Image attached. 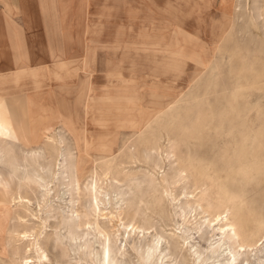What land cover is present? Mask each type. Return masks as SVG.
<instances>
[{"label": "rangeland", "instance_id": "obj_1", "mask_svg": "<svg viewBox=\"0 0 264 264\" xmlns=\"http://www.w3.org/2000/svg\"><path fill=\"white\" fill-rule=\"evenodd\" d=\"M191 1H210L211 3L209 7L201 6L193 9V12L206 20L204 23L205 37L198 40L195 36L181 35L178 41L183 50L182 54L189 57V59H183L185 63L183 66L184 72L160 75V79H157L156 82H168L170 85L168 88L158 89L154 92L149 89V85L153 82L151 78L145 77V79H142L145 87L139 92L142 100L139 107L151 108L153 110L151 118L147 123L141 125L138 130H133L128 126L116 128L114 120L109 121V128L107 129V132L114 134L116 139L114 156L110 158L111 161L113 160L112 162L118 165L122 159V162L125 163L123 165L125 170L128 169L136 177L144 175V169L145 171L147 168L151 170L148 167L150 165L143 162L144 158L141 154L143 145L137 144V142L145 144L144 142L148 141L151 131L156 133L165 128L164 130H170L173 134L183 132L189 136L188 139L186 138L187 140L185 139L186 142L180 140L181 142L175 148L176 157L190 164L188 166L189 181L185 187L186 189L168 185L166 193L168 197L162 199L161 206H153L152 208L155 209L156 213L162 211L161 214L154 213L152 215L153 224L145 225L144 233L148 234V237L150 234H154L155 231L157 232L153 239L158 238L159 234L165 237H169L171 234L178 237L180 235L181 237H188L186 243L182 242V239L178 240L176 253H173L164 238L159 240V249L162 250L163 256H165L164 264H198L195 262L196 255L194 251L199 254V250H201L203 251L202 255H209L210 249L218 242L220 236L215 234L213 237L211 229L209 227L205 228L204 225L199 230V223L207 218L212 219L213 214L210 215V210L207 209L208 205H216L220 201L226 202V200L227 209L220 210L221 214L218 219L211 221V223L217 227L218 221L223 217L230 218L232 203L229 202V198L232 197L233 193L237 192L236 194L244 201L243 208L246 214L250 209L257 208L258 213L263 214L262 217H264V30L262 20L256 22L253 20V16H250L248 12L246 13L245 0H240L241 5L244 6L241 12L234 10V5L239 0H226L231 9L229 10L232 11V16L221 11L220 0ZM254 1L249 0L248 8L250 10L257 2H261L264 8V0ZM220 14L225 18L216 19ZM139 16L142 18V14ZM140 18L136 23L132 20L128 22L127 18L120 17L119 19L116 18V21L118 23L119 20V24L126 30L129 25L134 26L135 30ZM109 24H111L110 21H105V25ZM212 27L214 28L212 29ZM130 30L132 31L133 27ZM131 31L130 33L124 31L118 34L116 32L107 33L104 42L97 44V48L94 43L92 48L86 49L88 62L96 60V51L98 55L102 52V57L98 59L101 63L98 65L92 63L79 64L81 59L78 54H75V51L79 53L80 49H73V57L77 58L72 60L69 68L66 66V78L64 80L61 78L62 75H59L63 65L56 66V73L50 71L54 69L51 64L36 65L33 63L23 65L19 67L20 72H12L7 75V78L11 79L8 81L10 86L7 91L0 92V96L2 93H9V98L18 99L21 103L25 99H30V104L27 102L22 104L24 112L27 114L34 113L35 109L41 105L49 104L50 97L55 98L52 102L53 107L57 103V107L61 108L63 104L60 102L62 100H65V103H73L78 97L76 91L78 84L85 85L87 80L92 82L93 85L106 81L105 74H103L104 59L114 50L118 49L117 54L124 48L123 46L127 47L132 43L134 32ZM150 58L149 56L148 59ZM196 62L202 67L197 65ZM39 67L45 69L40 72L42 73L43 83L32 80V78H35L34 69ZM128 67L130 65L125 64L124 77L131 75L127 70ZM176 75L177 77L174 80H169V78ZM76 105L78 108L77 114L85 128L94 131L96 123L85 117L84 105ZM6 112V105L3 100L0 103V136L15 141ZM53 112H55V109ZM35 113L42 115L39 110H36ZM59 124L57 122L55 126L59 127ZM98 127L97 130L100 129ZM60 129L62 130V128ZM66 132H64L65 138L69 141L70 147L69 145L68 147L70 149L74 146L70 142L74 140L71 138L70 133ZM130 133H133V135ZM147 133L148 135H146ZM17 140L20 139L17 138ZM43 142V135L37 136L35 147L40 146V143L45 144ZM14 145L20 146L22 144L16 142ZM26 145L33 146L32 143ZM133 145H138V156L135 155L142 161L130 163L131 160L127 158V156L129 157L127 152L132 149ZM98 156H103V159H98L97 164L90 169V173L84 178L81 184V186L83 185L81 187L82 192L72 197L74 198L72 204L74 206L72 207L79 212L83 224H81L80 229L73 228L74 231L77 229L78 233L83 232L85 237L82 240L71 239L69 228H65L62 223L60 224L62 222L61 213L67 208L63 207V202L54 195L57 188V184L54 182L49 186L53 188L51 190V196L53 197H50L49 202L39 211L44 226L39 227L41 226V224H38L40 220L35 219V222L38 221L39 226L37 225V227L40 228L41 233L37 239L34 255L33 249L24 250V248H29V246L24 247L27 244L26 241L16 242L9 238V230L17 225L13 219V212L9 211L10 214L0 213V264H30V262L32 264H102L103 255L101 254L106 242L105 236L97 231L101 226L105 227L110 235L118 237V240L113 243L122 246L126 244V249L130 254V264H150V262H142V250L134 249L132 243H129L131 239H128L126 231L131 228L130 223L133 224L131 217L128 216L129 210L121 213V215L119 214V217L117 210L122 206V204L117 205L120 199L119 193L106 186L109 183L110 185L122 186L123 189L128 186L129 194L134 195V193H137L135 180L132 184L127 183V181H119L121 176L107 173V168L103 165L106 162L105 156L101 154L95 156L94 154V157ZM108 157L106 156V158ZM167 163L165 161L164 169L168 168ZM5 179L7 180L6 184H1L0 188L9 192L3 193L7 201L10 200V196H18L19 194H27L26 196L30 197V200L34 198L31 187L27 189V186H20L23 182L18 185L17 180L13 177H5ZM95 179L105 184L104 192L109 195L105 196V199L111 198L114 200L112 206L109 204L100 205L101 210L93 209L90 206V201H93V199L85 188ZM8 181H10L9 184ZM221 194L224 195L223 198ZM28 197L27 199H29ZM68 197L71 198L69 194L65 195L66 200L69 199ZM171 198L177 200L173 204L178 203L179 200V202H182L186 198L189 201L183 204L180 210H177L172 207ZM32 203L36 206L35 201H32ZM59 206L62 208H59ZM48 208H51V210L48 211ZM256 215L251 216V218H256ZM19 229H22V227L20 226ZM136 231L138 232L137 236L141 237V229L138 228ZM201 231H203V236L199 235ZM253 235L255 241L260 238L256 247L262 249L264 247V221L261 228L256 223ZM136 241L135 237L133 242ZM191 246L193 247L191 248ZM227 247L224 246L222 250ZM252 254L254 255V253ZM252 254L249 264L253 263L254 260ZM220 259L222 261V258ZM216 262L215 258H211L205 264H219Z\"/></svg>", "mask_w": 264, "mask_h": 264}, {"label": "bare ground", "instance_id": "obj_2", "mask_svg": "<svg viewBox=\"0 0 264 264\" xmlns=\"http://www.w3.org/2000/svg\"><path fill=\"white\" fill-rule=\"evenodd\" d=\"M235 4L234 10L241 12V9L244 6L241 5L240 0ZM245 5L247 10L246 13L248 12L250 16H253V20L256 22L260 19L262 20V27L264 30L263 4L257 2L251 10L248 8L249 0H245ZM230 10H227L225 14L231 15L232 11ZM183 58L189 59V57L184 56V54ZM197 65L200 66V64ZM183 70L184 67H182V72H184ZM152 78L155 80H152L153 82L149 85L151 92L158 89L168 88L170 85L168 82H156V80L160 78L159 75H154ZM144 87L145 83L143 81L136 82L133 80L123 82H103L95 85L87 80L85 85L78 84L76 86L78 97H76L77 99L73 103H65V100H62V102H60L63 104L61 108L57 107V103L55 107H53L52 102L55 98L50 97L48 100L49 104L41 105L35 109V112L36 110H39L40 114L42 112V115L35 112L30 114L31 130H28L27 140H17L19 137L17 132H19L20 128H22L21 126H23L22 115L20 113V107H22L23 103L14 106L11 105L8 100H4L9 126L15 137V141L0 136V185L6 184L7 180L5 177H13L17 180L18 185L20 182H23L20 186H27V189L28 187L29 189L31 187L34 193V198L32 200H30V197L26 196L27 194H19L18 196H10V200L7 201V198H5V194L3 193L9 192L0 188V213L10 214L13 212V219L17 223L12 230H9V238L16 242L26 241L27 244L24 243V247L29 246V248L26 247L27 249L24 248V250L33 249V255L35 254L37 239L41 233L39 227L44 226L40 219L39 211L45 204H47V202H49L50 197H53L51 196V190H53V188H50L49 186L55 182L57 188L54 195L63 202V207L67 208V210L64 211L61 209L63 212H60L62 216V222H60V224L62 223L65 228H69L71 239L76 238L82 240L85 237V234L83 232L78 233L76 231L77 229L74 231L75 227L78 229L81 228L82 222L81 217L78 214L79 212L72 207L74 206L72 205L74 203V198L72 197L79 195V193L82 192L81 187L83 185L81 186V184L84 178L90 173V169L97 164V160L103 157H94V154L95 156L96 154H101L104 155V159H106V162H104L103 165L107 168V173L109 172L114 176H121L119 181L122 182L127 181V183L132 184L133 180H135L137 185V193H134V195L129 194L128 186L126 189L121 188L122 186L110 185V183L106 186L119 193L120 199L117 205L122 204V206L120 205L121 207L119 209L117 208V214L121 215V213L129 210L128 216L131 217L133 224L130 223L131 228L129 231H126V233L128 234V239H131L129 243H132V247H134V249L142 250L141 261L146 263L150 262V264H164L165 256H163L162 250L159 249V240L162 238H164V241L173 250V253H176L179 239H182V242L184 243L188 242V237H181V235L178 237L173 234L169 235V237L159 234L158 238L153 239V236L157 233L156 231L154 234H150L149 237L144 231L145 225L153 224L152 215L156 213L155 209H152L153 206H161L160 203L162 199L168 197V195H166L168 185L183 189L189 181L188 166H190V164H188L187 161L179 160L175 155V148L179 145V142H181L180 140L184 142L189 136L183 132L173 134L172 131L164 130L165 128H162L156 133L151 131L150 137L147 139L148 141L144 142L145 144L136 141L137 144L143 145L141 153L144 158L143 162L146 163V165H150L148 167L151 169L148 170L147 168L146 171L144 169V175L141 177L134 176L128 169L125 170V167L123 166L125 163L122 162V159V163L118 162V165H115L117 163L114 164L112 162L113 160L111 161L110 159L114 156L113 153L115 151L116 139L114 134L107 132L109 121L114 120L116 128L128 126L133 128V130H138L141 125L147 123L153 115V110L151 108L139 107L142 101L139 92ZM29 102L31 103L30 99H28V104H30ZM72 104L74 105L72 106ZM76 104L84 105L85 117L96 123L94 131L85 128V125L77 114L78 108L76 107ZM54 109L55 112H53ZM44 115L47 116L44 117ZM57 122L60 123L59 127L55 126ZM97 126L100 128L99 130L96 129ZM60 128H62V130ZM65 131L69 132L71 138L74 140L73 142H70L74 145L70 149V145L68 144L69 141L65 138ZM130 134L133 135V133ZM39 135H43V143L45 144L40 143V146L35 147V141ZM146 135H148V133ZM16 142H20L22 145H14ZM31 143L33 146L26 145ZM137 146L133 145L132 149H129L127 152L129 157L126 156L131 160L130 163L142 161L136 157V155L138 156L137 152L139 150ZM106 156L109 157L106 158ZM190 158L191 156L189 159ZM165 161L168 162L167 169H164ZM9 183L10 181H8V184ZM89 186H86L85 189L93 199V201H90V206L93 209L101 210L100 205L112 204L114 200L111 198H108V200L105 199V196L108 194L104 192V183L95 179V181ZM33 193L31 194L33 195ZM236 193H233L232 197L229 198V202L232 203V213L230 218L227 216L223 217V219L218 221L217 227L212 225L211 221L218 219L221 214L219 212L220 210L224 208L227 209V200L226 202L220 201L219 203H217L218 201H213L217 204H210L211 206L208 205L207 209L210 210V215H214V218L212 215V219L207 218L203 222H200L198 229L200 230L202 225H204L205 228L209 227L213 233V237L216 234L219 235L220 238L210 249L209 255H202L203 251L201 250H199V254H197V251H194V254L196 255V263L205 264L207 260L215 258L217 261L216 263L219 264H249L252 259L251 254L254 253V255L252 254L254 260L251 264H264V247L262 249L256 247L260 238L255 241V236L253 235L256 223L260 228L263 226V214L258 213L259 211L256 210L257 208H249L250 211L246 214L243 208L244 201H242L240 196ZM23 194H25V192H23ZM68 194L71 198L68 197L69 199L66 200L65 195ZM223 196L224 195H222V198ZM27 197L29 199H27ZM170 200L172 207L177 210H180L183 207V204L189 201L186 198V201L179 202V200L178 203L173 204V202L177 200H175V198H171ZM32 201L36 202V206ZM11 203L13 205H10ZM14 206L15 208H13ZM59 208L62 207L59 206ZM49 210H51V208H48V211ZM161 212L156 214H161ZM257 213L258 215H256ZM255 215L256 218H251V216ZM35 219L40 220L37 222L38 224H41V226L35 222ZM37 225L39 227H37ZM20 226L22 229H19ZM138 228L141 229V237L137 236L138 230L136 231V229ZM105 229V227L103 228L101 226L97 230L105 236L106 242L101 254L103 255L102 264H130V254L126 249V244L122 246L113 243L118 240V237L110 235ZM199 235L203 236V231H201V234ZM31 236L32 238H30ZM135 237L137 241L134 243L133 241ZM224 246L228 247L225 250H222ZM192 247L193 246H191V248ZM166 257L168 256L166 255ZM220 258H222V261ZM30 264L32 263L30 262Z\"/></svg>", "mask_w": 264, "mask_h": 264}, {"label": "crops", "instance_id": "obj_3", "mask_svg": "<svg viewBox=\"0 0 264 264\" xmlns=\"http://www.w3.org/2000/svg\"><path fill=\"white\" fill-rule=\"evenodd\" d=\"M210 3L191 0H0V92L9 89L11 79L7 75L20 72L19 67L27 64H51L54 69L49 70L54 73L57 65H63L59 75L64 80L66 69L77 58L73 57V49H80L79 53L75 51L81 59L79 64L98 65L102 52L98 55L96 51V60L88 62L86 49L92 48L94 43L97 48L107 33H130L132 27V43L123 46L118 56L116 49L104 59L105 82H138L145 77L155 80L154 75L182 73L185 58L178 41L181 35L195 36L198 40L205 37L206 20L193 9L209 7ZM220 6L222 12L230 9L226 0H220ZM119 17L135 23L140 18V22L135 30L130 25L126 30L119 20L117 23ZM222 17L225 18L220 14L216 19ZM105 21L111 24L105 25ZM125 64L130 65L127 70L131 75L124 77ZM44 70L43 67L34 69L32 80L43 83L40 72ZM8 94H1L0 103L3 100L14 106L21 103L9 98ZM25 102L28 103V99ZM20 113L23 126L17 135L24 140L31 130V120L23 107H20Z\"/></svg>", "mask_w": 264, "mask_h": 264}]
</instances>
